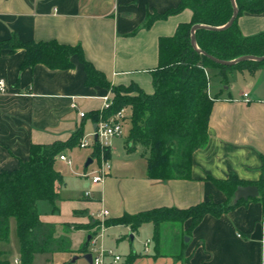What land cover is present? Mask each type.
Returning <instances> with one entry per match:
<instances>
[{
	"label": "crops",
	"instance_id": "obj_1",
	"mask_svg": "<svg viewBox=\"0 0 264 264\" xmlns=\"http://www.w3.org/2000/svg\"><path fill=\"white\" fill-rule=\"evenodd\" d=\"M177 2L0 0V41L14 34L21 42L54 40L63 45H80L85 60L110 85L134 84L150 95V72L157 65L158 38L172 36L178 24L189 22L191 14L184 9L154 21L148 28H144L145 19L147 14L174 8ZM236 24L242 37L257 35L264 32V12L243 13ZM23 59L22 50L0 55V80L6 85L5 93L0 94V171L15 169L19 161L27 160L31 145L64 143L80 127L83 133L93 130L95 123L90 114L102 110L103 98H111L107 90L85 86L83 67L76 58H72L74 68L66 71H51L43 65L22 69ZM230 79L224 87L208 86L209 96L215 98L205 144L191 156L189 180L147 179L146 151L139 145L118 143L119 137L112 140L108 150V176L101 184L92 185L90 176L81 175L87 186L77 192L66 190L63 177L56 170L57 157L54 169L61 176L55 185L57 210L50 205V214L41 215V202L36 209L44 229H54L58 244L48 253L34 255L32 261L41 258L47 264H88L83 251L89 246L87 238L99 234L93 223H98L95 217L103 210L108 212L106 221L157 208L182 210L208 200L222 203L224 196L208 179L224 180L234 175L243 182H256L264 158V67L236 71ZM238 83L243 84L241 89ZM80 113L85 116L80 118ZM66 151L61 155L65 156ZM121 152L126 163L111 164ZM188 224L185 221L180 226L161 225L159 250L155 251L154 243L148 249L149 242L145 241L146 251L138 256L133 253L127 264H264V207L260 202H244L218 218L204 216L186 235L185 246L177 250V241ZM143 228L152 231L153 236L151 224H143L136 231ZM110 230H114L111 238ZM126 231L134 233L126 226L105 228L99 244L111 248L112 241L118 246ZM8 240L0 243L7 245ZM129 240H133L131 235ZM0 253L2 260L11 264L6 252ZM171 255L180 257L173 260Z\"/></svg>",
	"mask_w": 264,
	"mask_h": 264
},
{
	"label": "trees",
	"instance_id": "obj_2",
	"mask_svg": "<svg viewBox=\"0 0 264 264\" xmlns=\"http://www.w3.org/2000/svg\"><path fill=\"white\" fill-rule=\"evenodd\" d=\"M233 4L236 16L225 28L233 12L230 0H178L170 10L161 14H147L144 28L184 9L191 14L189 22L178 24L172 36L158 38L157 65L150 72V95L141 92L134 84L128 87L110 85L105 76L85 60L80 45H63L54 40L21 42L12 34L0 41V55L22 50V69L43 65L51 71L73 69L72 58H76L83 67L85 86L99 87L111 93L109 108L90 114V119L96 124L100 119L106 120L120 110L130 108L127 143L139 145L146 151V178L158 181L189 180L191 156L206 141L207 121L215 98L208 94L210 82L217 81L220 86H224L227 84V70L253 71L264 66V61H244L224 66L209 59L229 62L245 56H264V32L242 37L236 24L237 18L243 13H263L264 0H233ZM193 25L214 29L194 31L195 49L190 45V28ZM82 137L80 127L64 143L31 145L27 160L19 161L15 169L0 171V241L8 240L9 220L13 218L21 264H31L34 255L48 253L58 244L54 241V229H44L39 221L36 205L38 202H49L53 210H57L59 197L55 185L61 181V176L54 169L56 159L65 150L78 146ZM96 154L97 148L92 151L91 159ZM208 180L224 196V202L208 200L182 210L157 208L135 215L125 214L104 221V226H126L135 232L141 225L151 224L154 248L158 251L159 227L163 224L180 226L188 221V228L177 241L179 250L185 246L184 237L204 216L218 218L244 203H232L233 192L237 187L254 186L258 195L247 201L260 202L264 207V158L261 159L258 180L254 183L240 181L234 175L224 180ZM98 225L93 223V228ZM86 251L85 248L83 252ZM2 256L0 253V264H9L2 260ZM171 256L173 260L180 257Z\"/></svg>",
	"mask_w": 264,
	"mask_h": 264
},
{
	"label": "rangeland",
	"instance_id": "obj_3",
	"mask_svg": "<svg viewBox=\"0 0 264 264\" xmlns=\"http://www.w3.org/2000/svg\"><path fill=\"white\" fill-rule=\"evenodd\" d=\"M264 67V66H263ZM262 68V67H260ZM235 73V71H230L227 70L225 72V77H226V83L229 84V81L231 80V75ZM220 83L217 81H211L210 82V88L211 87H217L219 86ZM243 84L238 83L237 87L241 89ZM224 87V86H223ZM130 116V108H125L124 110V120L122 122V135L120 137L118 143L122 144L125 146V143L127 142L128 135H129V121L128 118ZM93 130H87L83 133V137L86 138L87 136H91L93 134ZM92 150L90 148L87 149H80L78 146H74L73 148L69 149L66 151L65 156L70 160V166L67 164H64L61 162V160L58 158L57 163H56V170L61 174L63 177V182L66 184V190L74 189L75 191L84 190L87 186L86 180L84 178H80L81 175L86 174L90 180L91 179V173L93 171H96L97 168V158L98 154H96L92 158V164L88 167L87 170H84V165L87 161V159L91 158ZM120 154V153H119ZM108 157V155H106ZM138 157V156H137ZM128 158V160L133 159ZM126 157L125 154L121 152L120 155L115 158H113V162L111 164H116L117 166L125 164L126 162ZM79 174V175H78ZM83 177V176H82ZM80 197V195H79ZM51 204L49 202H41L39 203V209L38 213L41 215H49L48 213V207H50ZM9 240L7 245H3L0 243V250H4L6 252V258L13 260L14 257L19 258V244H18V239L16 237V231H15V220L11 218L9 220ZM125 231V230H123ZM109 238H111L112 235H114V230H110L108 232ZM106 235V234H105ZM132 236L133 240L130 242L129 236ZM123 236V241L122 243H118L119 245L116 246L115 242L112 243L111 241V248L107 247L106 245L103 244L104 249L110 250L114 256L119 257V262L117 264H127L128 260L132 256L133 253H135V256H138V254H141L143 251V243L145 241H148V249L151 250L153 240H152V231L148 230V228H143L140 229L134 233H131L130 231H126L125 233L122 234ZM186 238V237H184ZM110 240V239H109ZM100 241V240H99ZM98 241V244H99ZM100 245L102 243L100 242ZM41 257V256H39ZM37 260L35 262H31V264H47L46 262H41V258H36ZM49 264H57V263H49ZM77 264H82V262H78Z\"/></svg>",
	"mask_w": 264,
	"mask_h": 264
},
{
	"label": "built area",
	"instance_id": "obj_4",
	"mask_svg": "<svg viewBox=\"0 0 264 264\" xmlns=\"http://www.w3.org/2000/svg\"><path fill=\"white\" fill-rule=\"evenodd\" d=\"M6 85L4 81L0 80V94L5 93ZM243 97H246L243 95ZM111 98H103L104 105L100 112L107 110L110 106ZM124 110H120L114 116L102 120L100 119L95 125L96 129L93 134L87 136L86 138L82 137L78 143L80 149L90 148L92 151L97 148L98 158H97V168L96 171L91 173V184L98 185L101 184L104 179L108 176L111 169L110 160L106 157V152L111 147L112 140L114 138H119L122 135V122L124 120ZM85 115L80 113V118H83ZM58 158L70 165V160L65 156L59 155ZM89 193L86 192L85 196H88ZM108 216V212L103 210L96 215L95 219L99 225L97 229L99 234L95 237H91L89 241V246L87 247V254L91 256V264H117L119 262V257L114 256L110 250L104 249L100 244H98V239L101 237L102 233L105 230L104 219ZM146 244L143 245V250L146 251ZM11 264H21L20 258H14Z\"/></svg>",
	"mask_w": 264,
	"mask_h": 264
},
{
	"label": "water",
	"instance_id": "obj_5",
	"mask_svg": "<svg viewBox=\"0 0 264 264\" xmlns=\"http://www.w3.org/2000/svg\"><path fill=\"white\" fill-rule=\"evenodd\" d=\"M231 2V5H232V9H233V12H232V15H231V18L229 19V21L227 22V24L223 27H227L229 26L233 19L235 18L236 16V10H235V7H234V4H233V0H230ZM207 29V30H214L213 28H210V27H205V26H201V25H193L191 28H190V45L195 49V45H194V38H193V33L195 30L197 29ZM209 59L211 61H213L214 63H217L219 65H224V66H230V65H233V64H236V63H239V62H244V61H252V62H262L264 61V56L262 57H258V58H255V57H249V56H245V57H240V58H237L233 61H229V62H222V61H217L213 58H210ZM96 129V125H94V128H93V131H95ZM92 164V159L89 158L87 159L86 163H85V168L89 167L90 165ZM258 195V192H257V189L254 187V186H245V187H237L235 189V191L233 192V199H232V203H236V202H239V201H242V202H246L247 200H252L254 198H256ZM90 240V237L87 238V242H89ZM186 238L183 239L184 242H186ZM75 260V259H73ZM84 260L88 263V264H91V256L90 254H85L84 255Z\"/></svg>",
	"mask_w": 264,
	"mask_h": 264
}]
</instances>
